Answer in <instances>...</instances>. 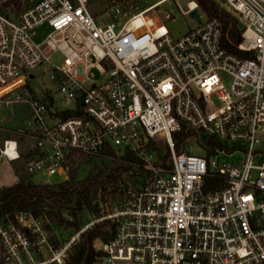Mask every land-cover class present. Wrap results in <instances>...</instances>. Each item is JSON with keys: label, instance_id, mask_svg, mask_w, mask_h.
Instances as JSON below:
<instances>
[{"label": "built area", "instance_id": "built-area-1", "mask_svg": "<svg viewBox=\"0 0 264 264\" xmlns=\"http://www.w3.org/2000/svg\"><path fill=\"white\" fill-rule=\"evenodd\" d=\"M89 1L0 0V107L29 104L18 131L31 175L67 178L93 159L129 169L65 242L32 212L0 220V264H66L78 235L102 221L108 231L92 244L102 264H264V0H220L243 26L240 54L194 0L180 10L199 20L179 38L164 23L171 13L157 12L165 0H105L96 14ZM45 66L55 90L38 97L29 81ZM180 131L190 137L176 152ZM20 157L5 138L0 162Z\"/></svg>", "mask_w": 264, "mask_h": 264}, {"label": "trees", "instance_id": "trees-1", "mask_svg": "<svg viewBox=\"0 0 264 264\" xmlns=\"http://www.w3.org/2000/svg\"><path fill=\"white\" fill-rule=\"evenodd\" d=\"M194 1L207 18L221 21L222 46L240 54L237 43L241 40L243 26L237 17L221 8L215 0ZM244 55L251 56V53ZM183 133L172 134L176 152L182 150L186 138L190 137L189 133ZM156 151L159 152V149L156 148ZM124 156L131 155L125 152ZM128 169L127 165L117 160L93 159L79 168H71L67 178L60 181L47 183L19 177L14 184L0 186V220H13L18 212H32L48 219L47 228H66L72 234L87 222L83 223L84 212H96L94 203L99 190L115 184L120 173ZM104 225L98 224L81 232L80 239L70 247L66 264H94L101 252L92 244L95 239L106 235Z\"/></svg>", "mask_w": 264, "mask_h": 264}, {"label": "rangeland", "instance_id": "rangeland-1", "mask_svg": "<svg viewBox=\"0 0 264 264\" xmlns=\"http://www.w3.org/2000/svg\"><path fill=\"white\" fill-rule=\"evenodd\" d=\"M159 0H120L121 3H127V4H137L140 8H144L154 2H157ZM186 1L187 0H165L163 1L159 6L156 7L157 12L159 14H163L165 11H168L171 13L172 18L165 20L164 23L166 24L167 28L169 29V32L173 38H179L180 36L184 35L190 28L194 27L197 24V21L191 19L188 15L182 14L180 9L185 10L186 9ZM218 5L226 10V7L222 4L220 0H215ZM122 5V4H121ZM106 2L105 0H90L89 1V10L91 14H96L104 11L106 9ZM199 13L201 14L202 21L206 19V15L199 10ZM63 56L59 51H56L51 54L50 61L53 64L60 65L62 62ZM47 66L44 68H36L33 70V74L35 75V78L29 81L30 87L32 91L37 95L38 97L43 96V88L46 86H50L52 90H55V85L53 82L48 80L47 73H44L42 70L46 69ZM91 73H93V78H98V73L96 70H92ZM30 107L27 102H18L12 104L10 107H0V125L1 127H6V135L0 134V143L2 142L3 137H12L16 138L18 141V145L20 146L19 149L22 152V156L20 159L16 161H8L7 159L3 158L0 162V186L3 185H10L16 181V177L21 178H29L34 181L38 182H55L60 181L63 178L61 175H53V176H42L39 174L31 175L27 172L25 169V162H26V155L24 154L25 150L28 149L29 144L31 143L29 140H26V138L20 134V130L22 127L25 126V123L23 122L24 119L29 115ZM263 143L262 147H264V134L262 136ZM163 141V140H162ZM163 142H161L162 144ZM161 151L162 153L166 152L164 145H161ZM195 154L201 155L202 152L198 149H195ZM82 172V171H80ZM101 188L98 193H100V197L105 196V193L109 191V188ZM93 215L89 212H84L82 214L83 223H85L87 220L91 219ZM82 223V224H83ZM105 224L103 226V230L108 231V225L106 224V221L94 223L90 228H93L95 225L98 224ZM81 224V225H82ZM83 226V225H82ZM81 226V227H82ZM87 228V229H90ZM86 229V230H87ZM84 230V231H86ZM53 234L51 235L53 240L58 242H65L67 241L72 235H74L76 232L70 234L66 228H54L52 230ZM107 233V232H106ZM81 234V233H80ZM80 234L78 235V239L75 240L72 244L77 242L80 239ZM93 243H99L96 241V239L93 241ZM71 244V245H72ZM94 264H102L99 261V258L94 262Z\"/></svg>", "mask_w": 264, "mask_h": 264}, {"label": "crops", "instance_id": "crops-1", "mask_svg": "<svg viewBox=\"0 0 264 264\" xmlns=\"http://www.w3.org/2000/svg\"><path fill=\"white\" fill-rule=\"evenodd\" d=\"M0 134H5V135H6V127H4V126L1 127V125H0ZM5 138H7V137H6V136L3 137V138H2V141H3ZM26 140H27V139H26ZM1 143H2V142H1ZM1 143H0V144H1ZM29 145H31V143H30ZM19 147H20V146H19ZM28 148H29V147H28ZM19 151H20V149H19ZM21 151H22V150H21ZM21 151H20V155L22 156V152H21ZM24 154L26 155V159H27V158L29 157L28 149L25 150ZM20 158H21V157H20ZM20 158H19V159H20ZM17 160H18V159H17ZM8 161H9V160H8ZM13 161H16V160H13ZM14 175H15V177H16V181H18L19 177H17L15 173H14ZM16 181H15V182H16ZM15 182H14V183H15ZM14 183H12V184H14ZM10 185H11V184H10Z\"/></svg>", "mask_w": 264, "mask_h": 264}, {"label": "water", "instance_id": "water-1", "mask_svg": "<svg viewBox=\"0 0 264 264\" xmlns=\"http://www.w3.org/2000/svg\"><path fill=\"white\" fill-rule=\"evenodd\" d=\"M190 16L195 18L197 21L199 20L198 14L195 9L190 11ZM80 102L82 101V97L79 98Z\"/></svg>", "mask_w": 264, "mask_h": 264}, {"label": "bare ground", "instance_id": "bare-ground-1", "mask_svg": "<svg viewBox=\"0 0 264 264\" xmlns=\"http://www.w3.org/2000/svg\"><path fill=\"white\" fill-rule=\"evenodd\" d=\"M190 5H193V2L192 1L190 2Z\"/></svg>", "mask_w": 264, "mask_h": 264}]
</instances>
